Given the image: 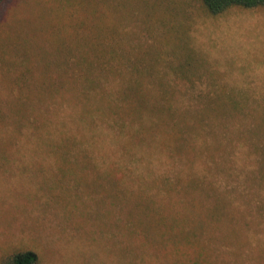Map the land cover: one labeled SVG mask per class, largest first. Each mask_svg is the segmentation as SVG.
<instances>
[{
  "label": "trees",
  "instance_id": "16d2710c",
  "mask_svg": "<svg viewBox=\"0 0 264 264\" xmlns=\"http://www.w3.org/2000/svg\"><path fill=\"white\" fill-rule=\"evenodd\" d=\"M61 1L65 11L54 13L51 24L45 21V1L24 11L16 7L11 14L4 5L0 14L2 164L77 166V182L69 192L97 191L96 203L106 209L111 205L117 230V225L133 224L123 218L139 205L161 211L169 226H182L185 220L176 210L181 216L187 205L176 207L171 200L186 204L190 198L219 194L218 182L207 177L211 169L230 174L235 165L227 163L240 162L238 172L245 164L249 169L226 189L229 194L264 195L263 93L222 83L219 72L206 68L205 58L192 55L186 39L178 37L183 26L168 19L170 10L162 0ZM197 2L211 16L232 7H264V0ZM134 12L137 18L161 15L170 23L154 27L153 42L145 43L140 28L127 24ZM137 161L141 164L129 165ZM54 177L58 184L73 179ZM108 183L110 202L103 188ZM63 188L62 202L68 201ZM213 209L208 210L212 216ZM113 236L123 240L118 231ZM196 237L190 245H199ZM38 262L31 249L0 259V264Z\"/></svg>",
  "mask_w": 264,
  "mask_h": 264
},
{
  "label": "rangeland",
  "instance_id": "374dc122",
  "mask_svg": "<svg viewBox=\"0 0 264 264\" xmlns=\"http://www.w3.org/2000/svg\"><path fill=\"white\" fill-rule=\"evenodd\" d=\"M39 1L46 2L43 9L47 23H52L54 13L65 11L61 0H4L0 14L4 5L11 14L16 12V7L24 11ZM162 4L170 10L168 19L174 17V23L180 22L183 26L178 37L186 39L192 55L205 58L206 68L219 72L218 79L222 83L257 88L259 94H264V7H232L211 16L202 11L197 0H162ZM47 5L51 9H47ZM30 12L26 11L25 15ZM169 23L161 15L143 18L140 14L137 18L135 12L127 20L131 29L140 28L145 43L153 42L151 31L154 27H166ZM3 37L0 35V42ZM13 56L9 57L16 62ZM13 73L14 67H11L10 75ZM136 164L141 162H129L131 167ZM227 164L235 165L230 174L214 173L211 169L207 177L218 182L219 194L204 199L190 198L186 204L177 197L171 200L176 207L179 203L187 205L188 210L184 209L181 216L176 210L177 216L185 220L182 226H169L161 211L139 205L126 211L123 218V222L125 219L133 224L124 227L116 224L121 228L117 230L111 205L107 203L106 209L96 203L97 191L88 189L85 196L80 190L78 195L69 192L68 188L73 189L77 182L73 173L77 166H8L0 162V259L15 250L31 249L39 256L38 264H264V195L251 199L229 194L226 189L233 186V181L242 179L249 169L245 164L242 174L237 171L240 162ZM54 175L60 178L73 175V179L58 184L60 179L56 180ZM89 182L91 187H96V181ZM84 183L88 181L84 179ZM62 186L71 203L62 202ZM103 188L110 202V184ZM222 197L226 198L225 204ZM211 206L213 216L208 211ZM165 216L171 221L172 216ZM201 217H206L205 222L194 221ZM156 226L155 234L152 228ZM117 231L121 233L118 237L123 239L120 242L113 236ZM194 233L198 234L193 236ZM132 237L137 242L130 241ZM195 237L199 245H190ZM177 247L180 249L176 250ZM194 255L198 259L190 258Z\"/></svg>",
  "mask_w": 264,
  "mask_h": 264
}]
</instances>
